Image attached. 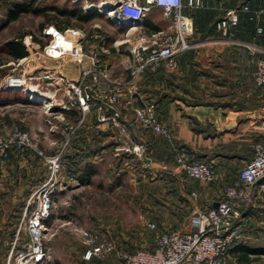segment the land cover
Segmentation results:
<instances>
[{
	"label": "crops",
	"instance_id": "obj_1",
	"mask_svg": "<svg viewBox=\"0 0 264 264\" xmlns=\"http://www.w3.org/2000/svg\"><path fill=\"white\" fill-rule=\"evenodd\" d=\"M139 3L143 4V0ZM244 5L250 10L264 9V0H201L196 9L184 6L182 14L193 25V32L187 39L191 49L175 57L177 67L173 72H165L162 68L148 69L140 80V98L156 106L159 123L172 131L170 141L140 127L124 101L117 110L126 133L123 135L115 128L118 137L114 136L115 130L110 123L97 122L94 111L79 123L81 114L77 110L63 113L69 129L75 128L73 124L76 127L84 124L82 138L93 146L94 151L98 150L93 159L108 153L105 146L112 145L115 151L116 141L125 139L129 143L128 139H131L132 144L144 149V158L148 161L126 152L120 154L132 156L140 163V169L153 171L156 176L147 181L151 190L145 192V196L143 192L136 196L134 203L138 210L131 220L121 221L116 227L93 220L91 231L101 240L112 242L116 251L102 259H94L91 264H124L118 252L138 248L149 250L155 245V236L161 232L192 231V217L213 208L221 198L223 188L253 157L254 145L264 142V105H258L264 103V93L255 86L253 78L258 50H264V22L250 20L247 13L239 11V23L230 29L229 37H222L214 27L228 12L241 10ZM155 12L156 8H152L141 21L144 33L160 31L151 29L152 26L167 29L168 24ZM144 20L149 21L151 28L143 26ZM259 26L262 28L260 34L256 32ZM129 42L131 44L132 40ZM126 58L122 67L108 69L112 77H127L123 69ZM15 104L0 107L9 108ZM72 129L71 150L74 149L72 140L76 143L80 139ZM96 135L101 137L100 144ZM52 144L55 151L62 150V145L56 141ZM180 154L187 159L209 163L216 173L215 181L204 183L188 178L176 163ZM46 178L45 165L29 149L0 165V264H6L21 232L17 229L25 207L18 217L13 213L14 208L26 205ZM64 183L67 188L56 190L53 199L58 192L64 193L67 189L75 192L91 184L80 185L69 179ZM52 214L45 221L46 240L56 236L57 229L71 224L70 221L62 223L58 218L52 220ZM145 223L146 226L153 223L156 228L147 231ZM67 246L65 244L66 250ZM84 251L83 246V252L78 255L80 261H85Z\"/></svg>",
	"mask_w": 264,
	"mask_h": 264
},
{
	"label": "built area",
	"instance_id": "obj_2",
	"mask_svg": "<svg viewBox=\"0 0 264 264\" xmlns=\"http://www.w3.org/2000/svg\"><path fill=\"white\" fill-rule=\"evenodd\" d=\"M81 1L84 12L95 11L101 15L105 14L117 25L127 27L128 33L136 34L132 37L128 56L123 63L127 77L121 79L112 77L99 59L93 56L90 65L83 69L73 82L63 84L62 78L39 72L40 74L31 77L36 81L35 85H28V78L25 75H18L8 77L5 88H24V91L32 93L33 90L37 91L43 82L47 85H57L60 89L63 87L61 97H55L54 92L49 98V105H44L46 113L52 114V106H57L60 115L77 110L83 120L88 113L94 111L98 123H110L123 135L126 129L119 121L117 106L124 101L140 127L170 141L171 129L159 123L156 106L140 98L138 84L148 69L162 68L165 72H173L177 67L175 57L191 49L192 45L187 39L193 32V25L192 21L182 14V9L184 6L196 9L200 7L201 0H143V4H140L139 0ZM154 7L161 9L163 20L168 23L167 29L144 33L141 21ZM239 11L247 13L250 20L258 19L264 22V9L250 10L244 5L241 10L230 11L215 23L214 27L222 37H229L230 29L238 25ZM256 32L260 34L262 28L257 27ZM258 54L253 78L256 86L261 87L264 86V50H258ZM75 57L80 59L82 53ZM40 58L36 56L31 61L36 62ZM27 60L28 53L16 61L20 65ZM59 118L63 119L62 116ZM128 140L129 143L125 139L116 141L115 152H126L138 159L144 158V149L140 145L132 144L131 139ZM12 148L18 151L25 149L33 151L45 165L47 178L28 200L19 222L18 233L22 230L25 232L28 237L27 245L24 250L19 251L15 250L14 245L7 256L6 264H48L50 256L44 243L48 229L45 221L55 205L54 192L67 188L62 180L65 176L61 162L62 151L54 155L45 154L33 141L30 133L19 128L11 129L7 135H0V164L8 159ZM176 163L190 179L204 183H212L216 179V173L210 164L190 161L181 154L176 157ZM263 177L264 142H259L254 145L251 160L240 170L241 185L234 182L225 186L217 202V208L197 212L191 219L192 231L161 232L155 236L154 251L141 249L133 254L118 252V255L124 264H228L229 249L236 237L243 203L251 200L252 184ZM147 227L151 230L156 228L153 223H148ZM71 232L80 238L85 247L83 254L85 261L102 259L116 251L112 242L101 240L92 231L72 226Z\"/></svg>",
	"mask_w": 264,
	"mask_h": 264
},
{
	"label": "rangeland",
	"instance_id": "obj_3",
	"mask_svg": "<svg viewBox=\"0 0 264 264\" xmlns=\"http://www.w3.org/2000/svg\"><path fill=\"white\" fill-rule=\"evenodd\" d=\"M17 1L22 0H0V47L8 40L22 37L28 60L18 65L17 59L0 49V89L11 90L16 97L24 98L25 104L17 103L9 108L0 107V135H7L13 128L28 131L39 149L47 155H54L59 151L58 149L55 151L56 148L52 143L56 141L62 145V150L65 146H69L72 128L69 129L64 114L60 115V111L46 113L44 102L49 103V98L54 92H56L55 97H61L63 87L60 89L57 85H47L43 82L37 91L31 93L24 91V88H5L8 77L25 75L28 78L27 84L32 86L36 84V81L31 79L33 75L49 73L52 77L62 78L63 84L70 83L90 65L93 56L107 69L111 66L122 67L123 59L128 56L129 41L136 34L128 33L127 27L119 26L105 14L99 15L97 12L98 15L94 19L81 22L76 18H67L48 10L40 14H23L5 25V10L11 3ZM38 3L41 6L57 5L69 8L74 6L78 10H83L81 0H39ZM154 8L158 18L163 19L161 9ZM54 19L59 22L58 26L52 22ZM67 19L69 24L63 28ZM100 36L110 39L111 46L105 47L103 43H99ZM127 39L129 40L126 42ZM79 53H82V57L77 59L75 55ZM36 56L41 58L36 62L31 61ZM54 108L57 106H52V109ZM61 116L63 119L59 118ZM80 120H82L81 115L77 122L79 123ZM73 127H75L73 131L78 128L74 124ZM118 135L115 130L114 136L118 137ZM121 156L120 152L113 150L95 159L85 160L81 164V169L91 174L89 187L79 188L75 192L67 189L64 193L56 194L51 218L61 219L62 223L70 221L71 224L70 227L57 229L56 236L50 240L45 239L44 243L50 256L48 264H91L89 261L79 260L78 255L83 252V245L80 238L71 232L72 226L91 231L94 219L100 220L106 226L116 227L121 225V221L128 222L135 216V211L138 210V206L134 203L136 196L141 192L145 196V192L151 190L147 181L156 176L153 171L136 169L128 158L119 166ZM62 180L66 181V178L62 177ZM144 181L146 184L142 186ZM18 206L14 208L13 213H21L22 208L26 207L25 204ZM144 227L148 229L147 231H151L146 223ZM25 238L26 234L21 231L15 240V248L22 249ZM234 242L249 246L264 245V186L253 189L251 200L241 208V219L232 244ZM65 244H68L67 250ZM228 262V264H264V257L244 263L230 250Z\"/></svg>",
	"mask_w": 264,
	"mask_h": 264
},
{
	"label": "trees",
	"instance_id": "obj_4",
	"mask_svg": "<svg viewBox=\"0 0 264 264\" xmlns=\"http://www.w3.org/2000/svg\"><path fill=\"white\" fill-rule=\"evenodd\" d=\"M38 1L39 0H22L20 2L17 1V2L11 3L9 6H7V8L5 10V23L4 24L7 25L8 23L16 20L19 16H21L23 14H30V13L31 14H40V13H45L48 10L56 12V13L63 15L67 18H69V17L70 18H76L77 20H79L81 22H88V21L94 19L98 15L95 11H92L91 13H87V12H84L83 10L76 9L74 6H72L70 8L67 6H61L60 7L57 5L41 6L38 3ZM99 15H101V14H99ZM52 22H54V25H56V26H58V24H59V22H57V20H55V19L52 20ZM65 22H66V24L62 26L63 28L69 24L68 19ZM5 25H3V26H5ZM149 25L150 24H149L148 20L143 21L144 27L151 28ZM151 29L161 30L159 27H155V26H152ZM23 39L24 38L21 37L19 39L16 38V39L8 40L1 45L0 49L2 52L12 56L14 59H21L27 55V51H26V47L23 43ZM99 40H100L99 43H103L105 47L111 46V40L110 39L105 38V37L103 38L102 36H100ZM255 86H256V84H255ZM256 87L258 89H262L263 93H264V86H261V87L256 86ZM263 96H264V94H263ZM13 103H25V99L21 98V97H16L14 94H12V91L9 89H0V106H6L8 104H13ZM258 105L262 106V105H264V103L263 104L258 103ZM82 125L83 124H81L80 127H78L74 133V134H76L75 136L80 137V139L76 143L74 142V140H72V145H74L73 150H71V148H70V146H71V139H70V143H69L70 146H65L64 149L62 150L61 162H62V165L64 166V174H65L64 177L66 179L76 180L80 185H88L91 182V180H90L91 174L89 172H83V170L81 169V164H83V162L85 160H89L90 158H92L98 150L94 151L93 146L88 145L86 143V140L82 138L81 135L83 134L84 129H85ZM96 137H97V141L100 144V142H101L100 135H98V136L96 135ZM105 147L107 149H109V152L113 151L112 145H107ZM25 150L18 151V150H15L14 148L10 149L8 159L3 164L7 163L11 158L22 154ZM36 157L39 158L37 155H36ZM127 158L132 162V164H134V167L136 169L139 168L140 163L138 162V160L134 159L132 156H129V155H122L120 157L118 165L120 166L122 164V162L125 161V159L127 160ZM188 160L194 161V162H203V163L209 164L205 161H201V160H197V159H188ZM239 173H240V171L236 174V176L227 185L233 184L234 182L241 185ZM43 180H44V178H43ZM257 186H264V177L260 178L259 180H257L255 183L252 184V186H251L252 190L255 189ZM247 203L248 202L243 203V206H245ZM243 206H242V208H243ZM19 214L20 213L17 214V217L19 216ZM169 233H171V232H169ZM27 242H28V237L26 236L23 248L19 249L16 247L15 250L16 251L24 250L26 245H27ZM232 245H231L232 248L229 249V252L231 250V253L238 260H240L244 263H250L252 261H256L259 258L264 257V245H262V246H249V245H246L245 243H241V242H236V243L234 242ZM155 248H156V245H154L149 250L154 251ZM138 250H141V248L131 250V251H127L126 253L133 254ZM93 260L94 259L90 260V262H92Z\"/></svg>",
	"mask_w": 264,
	"mask_h": 264
},
{
	"label": "water",
	"instance_id": "obj_5",
	"mask_svg": "<svg viewBox=\"0 0 264 264\" xmlns=\"http://www.w3.org/2000/svg\"><path fill=\"white\" fill-rule=\"evenodd\" d=\"M52 111H60V109L59 108H54V109H52ZM144 160L148 161L146 158H144ZM217 207H218V203H215L213 205V208H217Z\"/></svg>",
	"mask_w": 264,
	"mask_h": 264
},
{
	"label": "bare ground",
	"instance_id": "obj_6",
	"mask_svg": "<svg viewBox=\"0 0 264 264\" xmlns=\"http://www.w3.org/2000/svg\"><path fill=\"white\" fill-rule=\"evenodd\" d=\"M33 91H34V90H33ZM44 104H45V105H49V103H48V102H44Z\"/></svg>",
	"mask_w": 264,
	"mask_h": 264
}]
</instances>
